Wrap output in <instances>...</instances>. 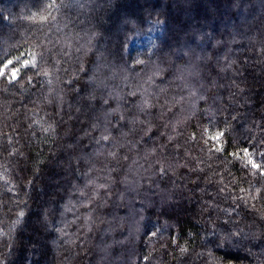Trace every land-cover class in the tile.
Returning a JSON list of instances; mask_svg holds the SVG:
<instances>
[{
    "label": "clouds",
    "instance_id": "9594fccd",
    "mask_svg": "<svg viewBox=\"0 0 264 264\" xmlns=\"http://www.w3.org/2000/svg\"><path fill=\"white\" fill-rule=\"evenodd\" d=\"M0 264H264V0H0Z\"/></svg>",
    "mask_w": 264,
    "mask_h": 264
}]
</instances>
